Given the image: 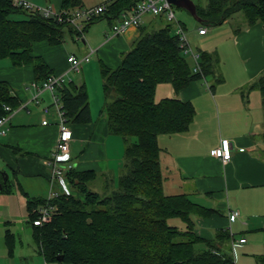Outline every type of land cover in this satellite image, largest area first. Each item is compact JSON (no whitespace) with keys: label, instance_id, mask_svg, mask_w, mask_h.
<instances>
[{"label":"trees","instance_id":"16d2710c","mask_svg":"<svg viewBox=\"0 0 264 264\" xmlns=\"http://www.w3.org/2000/svg\"><path fill=\"white\" fill-rule=\"evenodd\" d=\"M139 1L107 0L104 13L87 22L84 32L100 17L117 19ZM196 4L203 26L221 24L236 12H243L249 24L264 22V0H208L206 6ZM86 6V0H61L63 11ZM20 13L25 16H11ZM66 31L76 32L71 24L53 15L29 11L13 0H0V60L9 59L14 66L32 65L39 85L54 70L41 55L34 54V45L42 41L59 44ZM201 53L202 73L194 72L172 22H166L151 30L142 28L119 66L100 65L109 131L122 136L126 143L123 168L117 186L104 195L89 187L98 172L74 168L69 173L74 193L51 200L58 212L44 225L33 221L36 210L47 199L28 198L33 242L47 262L59 261L62 255V264H235L225 248L234 239L229 228L218 229L210 239L196 232L197 217L214 209L199 205L187 193L167 194L164 190L159 136L188 130L196 109L191 101L177 96L157 99L156 90L165 83L177 94L193 80L216 77L217 54ZM249 87L261 90L264 107V70ZM12 91L8 81L0 80V116L7 113L5 105L17 109L21 104ZM56 94L70 125L93 121L85 83L69 81L58 86ZM110 176H103L107 183ZM14 177V186L19 188ZM9 190H13L10 180L2 191ZM175 218L184 226L171 224ZM5 237L12 256L17 237L9 228ZM257 263L264 264V252L257 256Z\"/></svg>","mask_w":264,"mask_h":264},{"label":"crops","instance_id":"0c3cea01","mask_svg":"<svg viewBox=\"0 0 264 264\" xmlns=\"http://www.w3.org/2000/svg\"><path fill=\"white\" fill-rule=\"evenodd\" d=\"M32 1L52 5L57 11L61 9V0ZM106 18L111 28L116 19L100 17L95 22ZM157 19L169 22L163 15L146 13L139 26H131L109 40L106 37L110 32L108 27L97 32L95 28L98 27L92 23L84 33V45L77 48L82 56L94 48L91 58L94 55L100 65L117 67L124 53L140 36L141 29L155 27ZM229 22L230 17L213 26L200 24L207 31L196 33L204 47L198 49L215 52L219 58L216 77L193 80L177 94L171 85L161 89L168 96L191 101L196 113L185 132L159 136L160 160L167 194L187 193L199 205L214 209L206 216L197 217L195 229L198 235L210 239L218 229L231 227L235 239L246 237L245 242L237 243L235 250L240 249L249 259L255 256L257 260L264 252V107L261 90L249 86L264 70V22L249 24L245 19L237 25ZM69 32L76 36V32ZM64 40L56 45L37 42L34 54L41 55L54 74L66 72L71 76L75 70H69L68 56L76 54L71 49L75 47L71 44L70 48ZM89 62L81 64L76 76L69 80L86 84L93 118L87 124L71 125L74 134L71 156L77 170H93L101 177L110 174L116 178L123 168L126 143L120 135L110 133L104 105L97 116V102L100 100L102 104L104 99L103 84L99 83L97 67L91 60ZM91 72L95 76H89ZM92 76L96 77V84L89 81L88 77ZM34 78L32 65L14 66L10 60L0 63V80L10 83L12 93L21 104L27 103L12 114L8 122L9 133L0 135V159L15 176L48 180L49 168L45 159L55 147L59 117L52 91L44 90L36 98ZM93 91L97 97L93 96ZM46 119L48 123L44 124ZM223 138L232 142L233 156L228 162L212 155ZM14 188L10 192L0 191V264H22V257L31 256L43 264H55L46 260L44 263L36 255L39 250L33 242L32 227L31 233L27 234L17 223L28 209L27 201L18 193L20 190ZM233 210L239 211V215L232 221L229 215ZM18 226L21 227V238L14 230ZM8 228L18 238L12 256L8 254L5 237ZM225 248L228 252L234 250L233 239ZM249 259L241 258L240 264H258Z\"/></svg>","mask_w":264,"mask_h":264},{"label":"built area","instance_id":"2783aa9c","mask_svg":"<svg viewBox=\"0 0 264 264\" xmlns=\"http://www.w3.org/2000/svg\"><path fill=\"white\" fill-rule=\"evenodd\" d=\"M16 6L23 7L29 11L41 12L46 16H55L58 21H64L71 24L77 35V39L84 38V28L90 20L97 18L106 10V4L86 6L77 8L72 11L55 10L52 5H41L32 0H13ZM146 13H152L154 15H163L167 21L175 22L176 34L179 37L180 46L183 53L189 56L192 61V67L194 72L202 73L201 58L202 53L198 48H194L187 36L186 28L177 19L175 5L169 0H142L130 11H123L115 22L111 25L110 32L107 34V39H111L117 35H120L127 31L131 26H139L142 17ZM206 27H200L199 33H206ZM95 52L94 48L90 49V52L83 56H77L76 54H70L68 56L69 70H80L81 64L89 62L91 60L92 53ZM68 70V71H69ZM67 73L51 74L50 77L44 81L43 85H39L36 82L33 83L37 89L36 98L44 91L50 90L54 93L55 105L58 110L57 121V137L56 144L50 155L45 159V162L49 168L48 180L50 182V192L45 204H42L36 210L37 217L33 223L35 225H44L49 223L54 218V215L58 212L57 205L51 203V200L59 197L60 195H70L73 193L72 184L69 179V173L76 168L75 162L71 156V144L74 138L73 130L65 115V111L62 109V102L56 94V88L66 83ZM40 102L39 99H36ZM27 103H22L17 109L25 107ZM7 111L6 114L0 116V135H7L10 131L8 124L12 114L17 110L13 109L10 105H5ZM44 124L48 123V120L43 121ZM212 155L220 158L223 162H228L232 159V142L229 138H223L220 145L215 147L212 151ZM239 215V211L233 210L230 212V220H235ZM231 234L234 232L232 228H229ZM246 241V237L242 236L239 239H233L234 250L237 243H243Z\"/></svg>","mask_w":264,"mask_h":264},{"label":"rangeland","instance_id":"374dc122","mask_svg":"<svg viewBox=\"0 0 264 264\" xmlns=\"http://www.w3.org/2000/svg\"><path fill=\"white\" fill-rule=\"evenodd\" d=\"M194 1L196 3L202 5V6H206V4H207V0H194ZM105 2H103V0H86L87 6L99 5V4H102V3H105ZM175 10H176L177 19L186 28V33H187V36L189 38V41H190L191 45L194 48L204 49V47L200 44L201 43V38H199V36L196 35V33H198V30H199V27H200V22L188 10H186L185 8L175 7ZM11 16H14V18H22L25 15L23 13L22 14L20 13V14H13ZM147 17H151V16L147 15ZM244 19H245V16H244L243 12H236L230 17V22L229 23L237 25V24L241 23L242 20H244ZM165 23H166L165 21L157 19V21L155 22V26L156 27L163 26ZM172 24H173V32H176L177 23L173 22ZM148 25L149 24L147 23L146 26H148ZM92 26L98 27V28H95L97 30V32L103 27H108L107 30L108 31L110 30L109 22H108L107 18L103 19L101 21L93 23ZM150 28L153 29L154 27H150ZM76 38H77V35L75 36L74 34L70 33L69 31H66L65 32V38H64L65 40H64V42L67 43L70 48H71V44H73L75 48H71V49L77 55L82 56L81 55L82 53H81L80 49L77 48V46H83L84 42L82 41V39L78 41V40H76ZM187 58L192 64L191 58L189 56H187ZM8 60L9 59H2V60H0V63H6V61H8ZM91 64H93V65H95V67H97V70L100 73V75H99L100 79L98 78L99 79V83L101 82L103 84V78H102V75H101L100 64L98 63L97 59L94 58V55L91 58ZM76 73L77 72L74 71L73 73H71V76L68 75L66 77V80L69 81L70 78H72V76L75 77ZM92 74L94 75V73L91 72L89 76H91ZM94 76L88 77V79H89L90 82L96 84V77H94ZM166 85H169V84L162 83V84H160L158 86L159 87L158 88V93L156 94V98L157 99L161 98V97H164V96H168V95L162 93L163 90H161V89H163V87H166ZM93 96L97 97V93L95 91H93ZM97 103L99 105L97 116H99L100 109L103 108V105L105 104V99H103V103L102 104H100V100ZM120 137H122V136H120ZM120 139L122 141H125V140H123L124 138L123 139L120 138ZM0 170H4V172H5V170H8V172L12 175V172L9 170V167L1 159H0ZM16 177H17V181L19 182V185H20V187L17 188V190H20V192H18V193H21L26 201L28 200V198H36V199H38V198H47L48 197L49 192H50V182L47 179L38 178L39 180H36V179L31 178V177H26V176H23V175H18ZM113 180H114V182H113ZM108 181L109 182L112 181L111 182L112 186L109 185V188L106 187V185L109 182L107 183V180L104 177L98 176L94 181H91L89 183V187L92 190H96V191H98V192H100L101 194L104 195L106 193H109L112 187L115 188L117 186L118 176L115 178V177H113V175H111L109 177ZM14 189L15 188L13 186V190ZM18 195H20V194H18ZM28 218H29V213H28V211H25L23 217H21V220H18L17 223L19 225L21 224L20 226L25 228V231L27 232V234H30L31 233V224L29 223ZM170 223L171 224L179 223L180 226H182V227L184 226V224L182 222H180L179 218L171 219ZM20 226H18L17 229L14 228V230L16 231V234L18 235V237L21 238L22 237V231H21V227ZM33 249H35V245H34ZM231 253H232V255H233L234 259H235V264H240L241 258H244V257L246 258L247 257V259H249L247 255L241 253L240 249H238L237 251L233 250V251H231ZM36 255L39 256L40 259L42 260V262L44 261V263H45V257L40 252L36 253ZM22 258H23V259H21V260H23L22 264H43V263L40 262V260L38 261V259L33 257V256H31V257H22ZM250 259H251V261H253L255 263L257 261L255 256H251ZM250 259L248 261H250ZM49 263L62 264L59 261H49ZM11 264H12V262H11Z\"/></svg>","mask_w":264,"mask_h":264},{"label":"water","instance_id":"95a60500","mask_svg":"<svg viewBox=\"0 0 264 264\" xmlns=\"http://www.w3.org/2000/svg\"><path fill=\"white\" fill-rule=\"evenodd\" d=\"M172 4L176 5V6H179V7H182V8H185L186 10H188L199 22H203V19L198 15L197 13V4L194 0H169ZM4 172V170H3ZM6 173V177H4L3 179L0 178V191H2V189L4 188V186L6 185L8 179L10 181H12L13 183V186L16 185L14 180H15V177L14 175L10 174L8 172V170H5ZM16 187V186H14ZM5 236H6V232H5ZM63 256L60 255L58 256V260L59 261H62L63 260Z\"/></svg>","mask_w":264,"mask_h":264},{"label":"flooded vegetation","instance_id":"af4514ba","mask_svg":"<svg viewBox=\"0 0 264 264\" xmlns=\"http://www.w3.org/2000/svg\"><path fill=\"white\" fill-rule=\"evenodd\" d=\"M4 177H6V173H4L3 172V170H0V178L1 179H3ZM9 180V179H8ZM6 185H7V183H6ZM6 185L4 186V187H6ZM11 190H9V191H4V192H10ZM12 231V230H11ZM13 232V231H12ZM16 236V235H15ZM17 237V236H16ZM16 241H18V238H17V240Z\"/></svg>","mask_w":264,"mask_h":264}]
</instances>
